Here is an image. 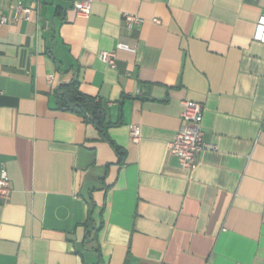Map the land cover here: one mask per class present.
I'll return each instance as SVG.
<instances>
[{
    "label": "crops",
    "instance_id": "obj_1",
    "mask_svg": "<svg viewBox=\"0 0 264 264\" xmlns=\"http://www.w3.org/2000/svg\"><path fill=\"white\" fill-rule=\"evenodd\" d=\"M35 1L0 26V264H264V0H92L87 19L71 0H0V18ZM72 82L108 141L59 108ZM185 101L213 146L191 169L168 149Z\"/></svg>",
    "mask_w": 264,
    "mask_h": 264
},
{
    "label": "built area",
    "instance_id": "obj_2",
    "mask_svg": "<svg viewBox=\"0 0 264 264\" xmlns=\"http://www.w3.org/2000/svg\"><path fill=\"white\" fill-rule=\"evenodd\" d=\"M73 8L78 17L87 19L91 11L92 0H71ZM40 5L39 1L23 5L20 2L14 3L9 10V16L0 18V26L8 22L29 21L34 12H37ZM123 22L128 29H133L141 22V19L135 15H123ZM154 22L159 23L158 20ZM252 40L264 44V14L260 15L255 23ZM118 50L133 52L126 44H118ZM115 53L113 51H103L100 53V60L109 68H115ZM50 80V77H48ZM182 124L174 138L168 143L169 153L177 157L180 165L186 169H191L197 162V156L204 149H213L212 145L205 143L204 131L202 127L203 107L201 104L185 101L180 113ZM131 139L138 142L140 139V130L137 126L130 127ZM11 193L10 181L5 166L0 163V204H6Z\"/></svg>",
    "mask_w": 264,
    "mask_h": 264
},
{
    "label": "trees",
    "instance_id": "obj_3",
    "mask_svg": "<svg viewBox=\"0 0 264 264\" xmlns=\"http://www.w3.org/2000/svg\"><path fill=\"white\" fill-rule=\"evenodd\" d=\"M58 106L62 110L75 114L85 124L92 125L99 132L101 138L108 141V123L106 122L101 103L83 94L79 90L77 82H72L63 87L62 91L58 94ZM109 143L115 152L120 154V149L113 142L109 141Z\"/></svg>",
    "mask_w": 264,
    "mask_h": 264
}]
</instances>
